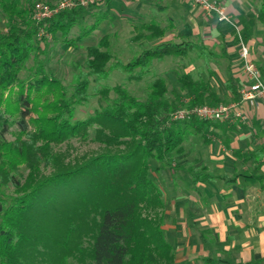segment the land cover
I'll use <instances>...</instances> for the list:
<instances>
[{
	"label": "trees",
	"instance_id": "obj_1",
	"mask_svg": "<svg viewBox=\"0 0 264 264\" xmlns=\"http://www.w3.org/2000/svg\"><path fill=\"white\" fill-rule=\"evenodd\" d=\"M111 1L95 5L104 2L108 11ZM86 11L84 7L65 10L44 24H35L30 11L21 9L17 0H0L6 21L5 33L0 30V264H176L174 249L164 237L163 194L149 177L148 163L152 159L170 163L183 154L192 134L201 135L207 143L213 130L226 127L197 119L174 121L172 115L179 108L228 102L209 83L196 82L183 73L179 83L190 98L188 105L180 98L171 101L167 82L159 77L147 85L146 102L123 86L104 88L99 92L100 109L88 119L74 120L76 107L89 98L87 77L104 80L111 69L118 68L128 74L137 70L129 79L140 81L154 60L184 58L195 49L192 44L161 43L126 65L106 70L112 54L105 35L86 47L88 71L85 78L75 79L70 96L45 74L36 72L32 79L20 80L41 27L53 36L60 32L64 44L76 47L107 15L100 14L91 26L69 39ZM256 21L264 26V0ZM137 27L152 40L163 38L170 29L154 21ZM227 89L233 100L241 98L230 82ZM111 92L115 98L109 103ZM12 125L24 139L6 141ZM94 126L92 140L106 147L105 152L66 163L65 155L54 151L55 146L72 140H87ZM22 164L26 176L19 173ZM41 167L50 173L42 174ZM207 179L192 174L194 184ZM9 188L14 195L6 193Z\"/></svg>",
	"mask_w": 264,
	"mask_h": 264
},
{
	"label": "crops",
	"instance_id": "obj_2",
	"mask_svg": "<svg viewBox=\"0 0 264 264\" xmlns=\"http://www.w3.org/2000/svg\"><path fill=\"white\" fill-rule=\"evenodd\" d=\"M116 1H111L108 11L103 2L106 18L115 11ZM217 1L223 4L238 32L204 14L191 20L187 3L182 0L164 2L167 9L174 6L192 22V28H184L189 31L187 36H200L202 32L210 36L208 43L219 46V55L214 56L225 63L222 90L214 92L207 83L222 101L237 103L244 120L222 123L226 127L213 130L215 138L207 136V143L191 145L189 151L183 146V154L175 159L177 166L170 170V183L161 188L165 203L164 237L174 249L176 264H264V105L243 102L241 98L233 100L227 89L229 82L237 91L245 83L238 56V35L264 78V26L256 21L261 0ZM141 3L133 7V13H139ZM174 27L169 19L168 28ZM192 161L196 167L202 164L198 171L190 168ZM160 172L165 176V171ZM195 173L207 176V181L194 184Z\"/></svg>",
	"mask_w": 264,
	"mask_h": 264
},
{
	"label": "rangeland",
	"instance_id": "obj_3",
	"mask_svg": "<svg viewBox=\"0 0 264 264\" xmlns=\"http://www.w3.org/2000/svg\"><path fill=\"white\" fill-rule=\"evenodd\" d=\"M17 1L21 9H28L30 11V21L35 24H44L46 22L45 20H50L56 15L38 21L33 14V7L36 4H44L50 8H57L58 4L63 0ZM98 1L100 0H93V3L89 2L84 6V8H87V11L79 18L78 23L73 27L69 34V39L78 36L83 28L87 29L91 26L96 21V18L105 11L103 2L98 7L95 5ZM164 1L144 0L143 3H141L142 0H117L114 4L115 11L106 18L98 30L78 43L76 47H70L64 44L60 32L53 36L51 34H46L41 27L37 34V38L34 39L35 51L26 62L19 75V79L28 81L36 76V72L45 74L49 78L58 81L60 83L59 86L65 90L68 97L73 92L75 79L77 77L85 78V74L88 71L85 64L86 47L96 45L102 36L108 35L112 60L108 63L106 70L117 65H126L143 51L151 49L161 43L193 44L195 49L184 58L165 57L162 61L154 60L149 73L144 75L140 81L129 79L137 70L132 74H128L118 68L114 70L111 69L109 76L104 80L96 82L93 77H87L89 80L87 91L89 98L85 104L76 107L74 120L88 119L100 109L99 92L104 88L123 86L130 95L141 102H146L147 85L154 79L162 77L167 82V96L169 99L176 102L177 99L180 98L181 102L184 103L189 97L185 96L184 92L181 91L179 78L183 73H189L196 82H209L214 92L222 90V71H224L225 63L222 62V58L214 56L215 54L219 55V46L214 45V42L208 43V41H210V36L208 34L203 35L201 31L200 36H187L189 31H186L184 28H186V26L192 28V22L187 20L183 13L177 12L174 6L167 9L166 7L168 5ZM182 1L187 3L189 15L192 17L191 20L196 21L198 18L205 15L198 8H195L189 0ZM31 3H33L32 6H30ZM140 3L141 8L139 13H133L132 9L134 10L136 4ZM129 9L131 12L128 11ZM169 19L175 27L173 30L168 29L166 35L161 39L152 40L147 32L143 31L140 33L137 27L141 24L154 21L157 22L160 27L167 28ZM194 24H196V22H194ZM0 30L4 33L6 31L5 17L1 12ZM140 36H142V38ZM200 47L202 48L199 50ZM219 96L222 98V95ZM114 98L115 95L111 92L108 102L110 103ZM105 104L106 103H103V105ZM95 128L94 126L90 130V135L87 140H72L69 143L55 146L54 151L64 154L66 163L68 161L72 163L81 161L84 158H89L105 152L107 149L106 147L92 140ZM208 136L211 139L216 137L214 132L210 133ZM24 137L25 136L19 132L17 126L12 125L5 139L7 142L12 143L17 138L24 139ZM201 143H203L201 135L192 134L184 143V146L186 151H189L191 145L195 144L199 146ZM122 148L123 147H120V149ZM117 150V148H109L111 152H116ZM148 165L150 170L149 177L160 189L163 188V184L166 182L170 183V170L177 166L175 158H172L170 163H168V161L157 163L156 160L152 159L149 161ZM201 165L198 164L196 167L195 161H192V163H190V168L192 171H198ZM162 170L165 171V176H162L160 172ZM50 171V169H43V167H41V173L44 175H48ZM19 173L24 176L27 175L28 172L25 165H20ZM6 193L14 195V191L11 188L7 189Z\"/></svg>",
	"mask_w": 264,
	"mask_h": 264
},
{
	"label": "built area",
	"instance_id": "obj_4",
	"mask_svg": "<svg viewBox=\"0 0 264 264\" xmlns=\"http://www.w3.org/2000/svg\"><path fill=\"white\" fill-rule=\"evenodd\" d=\"M191 4L202 11L205 15L213 17L218 24H228L238 32L237 26L227 14L225 7L217 0H189ZM93 0H63L57 8H50L44 4H36L33 7V14L38 21L45 20L51 16H55L65 10L84 7ZM238 56L241 63L242 74L245 78L244 85L239 89L241 101L249 102L253 105L261 103L264 105V78L262 77L258 66L250 59L249 48L238 35ZM190 98L184 101L188 105ZM174 121H189L197 119L201 122L213 123H232L234 121L244 120V115L239 109L237 103L220 104L216 106L197 105L183 106L179 108L173 115Z\"/></svg>",
	"mask_w": 264,
	"mask_h": 264
}]
</instances>
